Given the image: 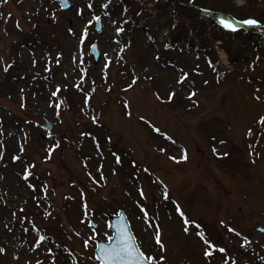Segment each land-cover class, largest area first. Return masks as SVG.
I'll return each instance as SVG.
<instances>
[{"label": "rangeland", "instance_id": "rangeland-1", "mask_svg": "<svg viewBox=\"0 0 264 264\" xmlns=\"http://www.w3.org/2000/svg\"><path fill=\"white\" fill-rule=\"evenodd\" d=\"M69 1L63 13L53 0H0V264H47L56 249L70 256L57 264H99L95 242L108 240L107 218L119 210L156 263L264 264V44L255 31L222 36L217 56L216 34L189 39L208 52L171 51L161 42L175 23L161 0L128 2L149 15L130 33L103 0ZM219 50L233 70L221 83ZM14 158L27 161L29 180Z\"/></svg>", "mask_w": 264, "mask_h": 264}, {"label": "trees", "instance_id": "trees-1", "mask_svg": "<svg viewBox=\"0 0 264 264\" xmlns=\"http://www.w3.org/2000/svg\"><path fill=\"white\" fill-rule=\"evenodd\" d=\"M116 1L117 2L115 7H113V5L108 2L107 7L105 8H107V11H109L110 13L114 12L116 9L121 11L123 14V19L126 21V24L123 25V28L127 29L129 32L136 31L138 22L140 20V16H142V9L138 8V10L137 9L134 10L133 7L128 4V2L132 0H116ZM163 1H165V4L167 6L166 7L167 14L169 15L170 19L176 20L175 25H173L169 20V27L168 30L166 31L167 39L162 45L165 49L171 51H176V49H180V47L184 43H186L187 48L190 49L192 45L191 42L189 43V39L191 35L193 36V34L195 33L197 35L199 34L203 36V39L213 38V35L216 34L217 35L216 39L223 40L221 35V30L217 25L216 19L207 18L195 22L192 18H188L187 16L185 17L183 15V13L186 14L193 13L192 10L193 7L198 9H204L211 12L231 15L233 18L239 21H244L245 19H255L259 24L264 26V11L257 10V8L255 7L256 4L255 0H246L245 5L242 7H235L233 5L232 0H163ZM179 4L186 6V8L180 9ZM155 7L157 9L165 8L160 3L156 4ZM162 15H165V13L159 16L163 17V19H167V15L165 16ZM41 18L42 17H38V15L35 16V19H37L38 24L40 23ZM197 23L201 24V27L196 28ZM191 25L194 26L190 27ZM242 34H247L249 36V33L247 31L244 32L240 31L232 35L231 39L234 40L236 37L242 36ZM251 38H245V39L251 40ZM151 44H154V41H152ZM200 45L203 51L207 52L209 50L206 44L203 43V41H201ZM24 164H25L24 162H19V160H15L14 162V165L16 167L19 166L23 167ZM34 198L36 201L37 198L36 197ZM41 202H40V206H42ZM26 204L28 205V210H29L28 212L31 214V216L34 215L33 213L36 214L39 212L37 208H33V206L30 205V200H27ZM28 215H26V217H29ZM16 230L19 232H23V230L20 228H17ZM57 256L59 257L57 258ZM57 256L56 258L60 261L61 259L64 258V255H62L60 251L58 252ZM3 258L4 256L0 255V261H2Z\"/></svg>", "mask_w": 264, "mask_h": 264}, {"label": "snow or ice", "instance_id": "snow-or-ice-1", "mask_svg": "<svg viewBox=\"0 0 264 264\" xmlns=\"http://www.w3.org/2000/svg\"><path fill=\"white\" fill-rule=\"evenodd\" d=\"M89 7H91V5H89ZM104 7H107V4H105ZM100 19L101 18L99 16H96V20L99 21ZM219 23L224 29H228L232 32L237 31V25L230 19L221 18ZM242 23L247 25H256L258 22L255 19H245ZM118 31H122V29H118ZM84 36L86 38L87 29H85ZM179 82L183 83V80ZM172 95H174V93ZM261 122L264 123V118H261ZM225 155L227 154L225 153ZM184 158H187L186 155ZM141 195H144L142 190ZM108 239L110 243L105 246H101L98 250L99 254L95 256V259L100 261V264H145L146 260H150L151 264H156L154 258L145 257V254L137 248L135 243H133L131 236L123 229L117 230L115 237L110 236ZM156 239L157 242L160 243L159 235H157ZM220 251H224V249L221 248ZM205 255L208 256L211 255V253L205 252ZM161 259H163V257Z\"/></svg>", "mask_w": 264, "mask_h": 264}, {"label": "water", "instance_id": "water-1", "mask_svg": "<svg viewBox=\"0 0 264 264\" xmlns=\"http://www.w3.org/2000/svg\"><path fill=\"white\" fill-rule=\"evenodd\" d=\"M56 1L59 2L62 11L70 10L72 8L67 0H56ZM198 13L201 16H205V17H218L219 16V15H217L215 13H209V12H206V11H203V10H198ZM100 20L99 21L97 20V25L95 27V31L96 32H100L101 31ZM237 24H238L239 27H243L244 25H246V24H241V23H237ZM254 26L255 25H252V27H254ZM90 54H91V56L93 58L94 64H96L98 59H99V53H98L96 45H93L91 47ZM44 128L47 129V130H50L51 126L46 123V124H44ZM91 225H92V223H91ZM109 228L113 232V236L112 237H115L117 230L123 229L128 235L131 236L133 243H135V240H134L133 235H132V233L130 231L129 225H128V223H127V221H126V219H125V217H124L122 212H119L117 216L109 218ZM109 243H110V241L108 243H102L100 241L97 242V244H96L97 247H96V250H95V256H97L99 254L98 250H99V248L101 246H105V245H107ZM135 245H136V243H135ZM145 264H151V263L145 261Z\"/></svg>", "mask_w": 264, "mask_h": 264}]
</instances>
